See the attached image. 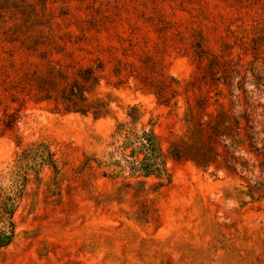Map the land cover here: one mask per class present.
Returning a JSON list of instances; mask_svg holds the SVG:
<instances>
[{
    "label": "rangeland",
    "instance_id": "rangeland-1",
    "mask_svg": "<svg viewBox=\"0 0 264 264\" xmlns=\"http://www.w3.org/2000/svg\"><path fill=\"white\" fill-rule=\"evenodd\" d=\"M0 264H264V0H0Z\"/></svg>",
    "mask_w": 264,
    "mask_h": 264
},
{
    "label": "trees",
    "instance_id": "trees-1",
    "mask_svg": "<svg viewBox=\"0 0 264 264\" xmlns=\"http://www.w3.org/2000/svg\"><path fill=\"white\" fill-rule=\"evenodd\" d=\"M85 72V74L84 75H87V76H85L84 78L82 77V79L84 80V81H87L91 76H90V73H88L87 72V70L86 71H84ZM73 88H74V90H78V88H77V84L76 85H74L73 86ZM81 92H83V90L82 89H80V90H78V93H74L73 92V89L71 90V92L69 93V94H66V96L64 95L61 99H63V100H66L67 101V103H68V105H66V111H73V112H84V110H83V106H81L80 104H79V102H82L83 101V98H82V94H81ZM72 97H75L76 98V100H78L77 102H74V100H72ZM160 98V97H159ZM85 107V106H84ZM144 139H145V142H146V148H147V152H146V154H150V152H153V147H152V144H151V141H150V139L149 138H147V136L146 135H144ZM145 160H147V158L145 159ZM151 166H152V164H151ZM149 164H145L143 167H141L144 171H149V170H147V169H149V167H151Z\"/></svg>",
    "mask_w": 264,
    "mask_h": 264
}]
</instances>
